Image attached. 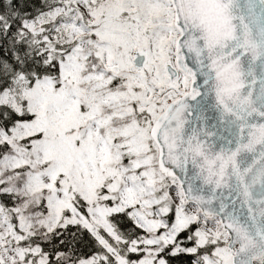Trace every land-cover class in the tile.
<instances>
[{"label": "snow or ice", "instance_id": "obj_1", "mask_svg": "<svg viewBox=\"0 0 264 264\" xmlns=\"http://www.w3.org/2000/svg\"><path fill=\"white\" fill-rule=\"evenodd\" d=\"M0 264H264V0H0Z\"/></svg>", "mask_w": 264, "mask_h": 264}]
</instances>
